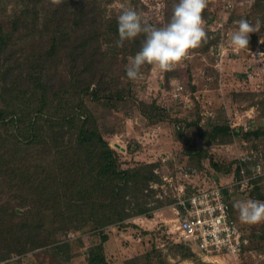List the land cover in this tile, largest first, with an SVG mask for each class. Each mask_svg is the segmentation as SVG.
<instances>
[{
  "label": "trees",
  "instance_id": "obj_1",
  "mask_svg": "<svg viewBox=\"0 0 264 264\" xmlns=\"http://www.w3.org/2000/svg\"><path fill=\"white\" fill-rule=\"evenodd\" d=\"M1 1L0 261L49 246L68 249L61 235L90 227L98 230L101 242L91 250L88 264H109L104 230L134 217L152 218L159 207H151V183L160 179L155 166L149 172L122 167L85 98H131V87L121 78L127 77L129 57L140 50L144 36L118 47V15L107 16L102 0L60 5L21 0L12 15ZM255 2L264 8V0ZM140 110L149 120L166 113L145 103ZM177 123L184 133L182 121ZM196 128L209 141L225 144L242 131L227 122L211 124L205 132ZM246 136L264 140V129ZM263 180L250 183L251 196L260 201ZM230 213L236 223L232 206ZM181 248L185 258L192 255L190 245Z\"/></svg>",
  "mask_w": 264,
  "mask_h": 264
},
{
  "label": "rangeland",
  "instance_id": "obj_2",
  "mask_svg": "<svg viewBox=\"0 0 264 264\" xmlns=\"http://www.w3.org/2000/svg\"><path fill=\"white\" fill-rule=\"evenodd\" d=\"M104 1L107 16L130 7L154 26L167 23L174 6L167 0ZM255 3L208 0L203 13L206 40L191 51L181 66L161 72L145 65L142 78L135 82L123 76L122 82L129 84L132 91L131 98L123 101L85 98L97 119L98 130L120 155L122 167L149 172L155 166L154 175L160 179L151 183L155 191L151 207H159L152 218L134 217L104 230L109 237L105 243L109 264H264V222L242 224L238 210L233 208L234 201L254 199L250 183L257 179L254 176L258 165L264 173V140L246 136L264 129V8ZM21 4V0L1 1L7 15L19 10ZM240 19H246L257 31L250 34L246 49L236 51L229 46V33L236 30L235 22ZM179 86L183 90L176 96ZM141 103L160 106L166 113L149 120L140 110ZM177 120L182 121L184 133L176 129L177 122H181ZM225 122L233 130L242 129L231 143L209 141L196 128L205 132L211 124ZM194 169L197 175L184 177V172ZM244 177L249 183L241 189L239 182ZM212 178L231 198L232 216L249 238L250 247L238 258H204L192 249V255L185 258L177 231L179 202L188 198L197 184L209 183ZM260 185L264 187V180ZM97 231L90 227L69 230L61 235L69 242L68 249L57 251L49 246L16 255L13 264H88L91 250L101 242Z\"/></svg>",
  "mask_w": 264,
  "mask_h": 264
},
{
  "label": "clouds",
  "instance_id": "obj_3",
  "mask_svg": "<svg viewBox=\"0 0 264 264\" xmlns=\"http://www.w3.org/2000/svg\"><path fill=\"white\" fill-rule=\"evenodd\" d=\"M64 0H51L53 5H60ZM208 0H178L174 4L170 20L160 26L145 21L140 13L130 7H122L117 16L119 38L118 47L125 41H134L144 36L140 50L134 57H129L126 68L127 78L135 82L142 78L141 69L150 65L161 72L172 71L181 66L190 57L192 50L201 47L206 40L203 13ZM236 30L229 33V46L240 51L249 46L250 34L257 29L246 19L235 22ZM221 55L224 45L220 44ZM238 210L239 221L246 225L264 222V201L248 199L233 202ZM15 256L0 264H13Z\"/></svg>",
  "mask_w": 264,
  "mask_h": 264
},
{
  "label": "built area",
  "instance_id": "obj_4",
  "mask_svg": "<svg viewBox=\"0 0 264 264\" xmlns=\"http://www.w3.org/2000/svg\"><path fill=\"white\" fill-rule=\"evenodd\" d=\"M230 7L228 5L227 8ZM181 90L183 86L178 87L175 95H179ZM176 129L180 130L181 126L178 125ZM158 130L161 131L162 127L158 126ZM191 171L184 172V177L191 178L198 174L196 169ZM241 173L245 174L244 171ZM263 175L262 168L258 165L254 177ZM248 183L249 179L244 177L239 185L241 189H246ZM227 196L225 188L216 178H212L207 186L194 187V192L179 202L177 210L179 239L192 248L196 247L198 254L204 258H238L249 246V239L243 236L231 217V205Z\"/></svg>",
  "mask_w": 264,
  "mask_h": 264
},
{
  "label": "crops",
  "instance_id": "obj_5",
  "mask_svg": "<svg viewBox=\"0 0 264 264\" xmlns=\"http://www.w3.org/2000/svg\"><path fill=\"white\" fill-rule=\"evenodd\" d=\"M163 132H165V131H163ZM209 183H205V181H204V184L203 185H200V184H197L199 187H204V186H207ZM231 198L229 197L228 198V196H227V200L228 201H230L231 202V200H230ZM236 220V219H235ZM237 221V220H236ZM237 223V222H236ZM241 230H242V228H240ZM193 250L194 251H196V247H193Z\"/></svg>",
  "mask_w": 264,
  "mask_h": 264
},
{
  "label": "water",
  "instance_id": "obj_6",
  "mask_svg": "<svg viewBox=\"0 0 264 264\" xmlns=\"http://www.w3.org/2000/svg\"><path fill=\"white\" fill-rule=\"evenodd\" d=\"M116 147H120L119 145H117Z\"/></svg>",
  "mask_w": 264,
  "mask_h": 264
}]
</instances>
